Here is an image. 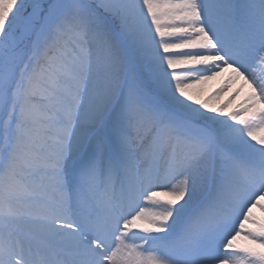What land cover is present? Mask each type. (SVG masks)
I'll list each match as a JSON object with an SVG mask.
<instances>
[{"label":"snow or ice","instance_id":"snow-or-ice-1","mask_svg":"<svg viewBox=\"0 0 264 264\" xmlns=\"http://www.w3.org/2000/svg\"><path fill=\"white\" fill-rule=\"evenodd\" d=\"M253 209L264 0H0V264H264Z\"/></svg>","mask_w":264,"mask_h":264},{"label":"rangeland","instance_id":"rangeland-1","mask_svg":"<svg viewBox=\"0 0 264 264\" xmlns=\"http://www.w3.org/2000/svg\"><path fill=\"white\" fill-rule=\"evenodd\" d=\"M223 80H224L223 77L218 78L217 80L211 81L208 84L204 85V86H206L205 88H203L204 94L205 95L211 94L212 92L216 91L218 88L222 87L223 86ZM237 86L238 85H233L232 88L234 89ZM243 92H245V93L248 92V88L246 85L244 86L240 95L235 97V100L233 101V105L240 102V101H238V98H241V99L243 98L241 95ZM229 95H230V92L227 89L225 90L224 93H221V96L223 97L224 100H227ZM221 102H223V101H221ZM233 105H230V108L234 107ZM253 215L258 220L264 221V212H261L259 209H253ZM249 227H252V225H249ZM236 243L239 247H256L258 251H264V249H260L256 245H252L249 241L243 239L242 237L238 238Z\"/></svg>","mask_w":264,"mask_h":264},{"label":"bare ground","instance_id":"bare-ground-1","mask_svg":"<svg viewBox=\"0 0 264 264\" xmlns=\"http://www.w3.org/2000/svg\"><path fill=\"white\" fill-rule=\"evenodd\" d=\"M206 86H203V88H205ZM244 94H245V92H243L241 95H242V97L244 96ZM241 98H238V101H240L241 102ZM234 106V105H233ZM161 199H164V197H161Z\"/></svg>","mask_w":264,"mask_h":264}]
</instances>
